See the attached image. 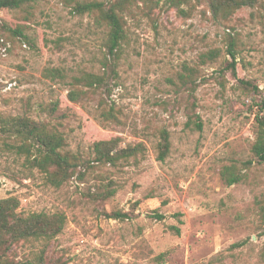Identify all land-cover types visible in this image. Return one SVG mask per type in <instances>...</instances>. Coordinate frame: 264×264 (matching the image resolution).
<instances>
[{
  "label": "rangeland",
  "instance_id": "374dc122",
  "mask_svg": "<svg viewBox=\"0 0 264 264\" xmlns=\"http://www.w3.org/2000/svg\"><path fill=\"white\" fill-rule=\"evenodd\" d=\"M25 1L0 11V119L42 123L80 161L54 185L30 164L25 139L0 128V199H18L25 216L66 217L52 240L3 244L0 264H264V163L251 152L253 105H264V0L227 21L208 0H133L114 55L108 28L75 11L91 0ZM85 74L103 84L80 86L87 94L74 101ZM163 131L171 147L160 161ZM111 139L142 151L97 162L94 144ZM230 165L245 176L231 186L221 178Z\"/></svg>",
  "mask_w": 264,
  "mask_h": 264
},
{
  "label": "trees",
  "instance_id": "16d2710c",
  "mask_svg": "<svg viewBox=\"0 0 264 264\" xmlns=\"http://www.w3.org/2000/svg\"><path fill=\"white\" fill-rule=\"evenodd\" d=\"M133 0H117L110 4H105L97 0L86 3H78L75 11L78 14H89L95 18L99 24L105 25L109 32L107 37V48L110 54L114 55L119 51L122 42L126 39V17L125 12L128 5ZM136 1V0H134ZM259 0H208L211 12L215 19L229 20L238 10L243 7L253 6ZM25 0H0V11L7 9H20ZM6 31L23 36V29L17 27L11 29L3 25ZM228 53L232 57V68H235L237 58L236 43L232 40L229 43ZM60 74L58 70H50L48 74ZM103 79L94 74H85L75 79L74 87L77 91L70 93V98L74 101L87 93L80 90V86L96 89L103 84ZM244 85L250 83L241 81ZM258 91V87L253 86ZM254 107H259L256 113V132L255 141L252 144L251 152L259 163H264V105L255 103ZM199 118V117H197ZM0 128L5 133H13L25 139L24 149L31 153L36 152L30 164L47 175L54 185L62 184L70 178L78 165L80 159L69 150L64 138L50 132L42 123H38L27 116L14 117L11 120L0 119ZM194 123V122H193ZM199 130L202 129L201 123H195ZM171 143L169 134L162 132L159 144V160L164 161L170 151ZM33 149V150H31ZM93 151L97 162L116 165L118 162L127 161L142 151V145L121 146L119 139L100 141L94 144ZM244 174L238 170L236 165L223 168L221 178L227 185H234L242 182ZM113 196V193L111 194ZM20 202L15 197L0 199V248L3 244L12 245L30 239L52 240L60 235L66 224V217L62 213L46 214L32 213L22 215L19 212ZM110 218L127 219L128 214L115 212ZM157 218L162 219L161 215ZM2 263V262H0ZM3 264H31V263H3Z\"/></svg>",
  "mask_w": 264,
  "mask_h": 264
}]
</instances>
